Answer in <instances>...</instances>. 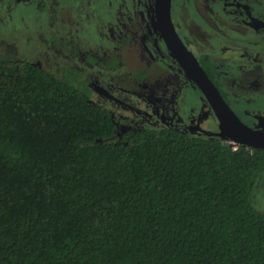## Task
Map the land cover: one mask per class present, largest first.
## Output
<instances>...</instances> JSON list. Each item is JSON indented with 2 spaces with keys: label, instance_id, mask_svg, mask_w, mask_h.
<instances>
[{
  "label": "trees",
  "instance_id": "1",
  "mask_svg": "<svg viewBox=\"0 0 264 264\" xmlns=\"http://www.w3.org/2000/svg\"><path fill=\"white\" fill-rule=\"evenodd\" d=\"M130 3L133 27L152 19ZM55 70L0 55V264H264V149L174 128L110 142L92 77Z\"/></svg>",
  "mask_w": 264,
  "mask_h": 264
},
{
  "label": "rangeland",
  "instance_id": "2",
  "mask_svg": "<svg viewBox=\"0 0 264 264\" xmlns=\"http://www.w3.org/2000/svg\"><path fill=\"white\" fill-rule=\"evenodd\" d=\"M228 1L231 2L174 0L173 10L174 13L176 8L183 10L184 24L195 22L194 28L199 26L204 31L209 30V34L214 37L219 22L235 17L240 12L235 5L225 6ZM245 3L255 13L262 14L264 11V0H247ZM205 6L211 8L207 13L204 11ZM252 9L250 12L253 14ZM133 13L130 0H0V55L10 52L12 47L15 55L37 63L44 69L56 72L58 67H70L91 76L95 100L106 108L117 124V132L109 139L110 142H118L126 131L167 127V123L150 120L148 117L151 113L147 112V108L152 106L156 111L155 104L158 102L167 100L170 103L176 86H180L173 104L177 113L184 119L193 114L194 122L190 127L213 134L218 130V121L211 109L204 112L207 103L203 94L188 79L163 42L150 37V28L143 26L141 40L124 45L129 32L136 26L132 24ZM144 22L142 18L141 24L145 25ZM146 24L153 26L150 17ZM193 27L178 29L179 36L185 40L191 39L190 28ZM194 44L197 45L196 48L191 47L192 50L204 48L200 39L199 45ZM106 55H110L106 65L112 72H105L87 61L89 56ZM227 57L230 58V55ZM262 61L260 63L263 66L257 68L248 61L234 57L224 62L225 66H220L224 94L244 122L245 109L264 114V57ZM242 66L244 68L241 69ZM143 73H147L143 81L157 79L142 84V81H130L128 78L138 75L141 80ZM175 75L186 80L181 84ZM169 81L177 82V85L162 87ZM139 83L142 85L138 86ZM160 87V93L155 92V88ZM134 91L135 94H132ZM174 114L162 112L160 116L166 119ZM252 197L255 208L264 213V169L256 178Z\"/></svg>",
  "mask_w": 264,
  "mask_h": 264
},
{
  "label": "flooded vegetation",
  "instance_id": "3",
  "mask_svg": "<svg viewBox=\"0 0 264 264\" xmlns=\"http://www.w3.org/2000/svg\"><path fill=\"white\" fill-rule=\"evenodd\" d=\"M216 1H219V0H216ZM245 1H247V0H231V2L228 1V3H225V6L235 5L234 7L236 8V10L239 9L240 12L235 17L228 18V19H226V21H223L222 23L219 22L218 27H217L218 29L215 31V33H213V34H215L214 37H212L209 34V30L204 31L199 26H195L196 28H194L193 25L195 24V22L193 24H190V23L184 24V22H183V20H185L183 18L184 12H183V10L180 11L179 8L178 9L176 8L175 13H174V10H173L174 4L172 6V18H173L177 33H178V29H181V28L183 29V28H186L188 26L193 27V28H190V34L192 35L191 39L185 40L184 38H182L180 36L179 37L181 38L183 44L187 47V49L190 52H192L195 55V57L199 60L201 67L203 69H204V65L206 66L208 64H210V65L212 64L214 66L215 71H216L215 78L214 79H211L210 77L209 78L212 80L213 83L217 82V86H216V84H215V86L220 91L224 100L230 106V108L233 110V112L249 128H251L253 130L264 131L263 128L258 129V127L260 125V119L264 118V114L257 113L254 111L249 112L247 109H245L244 115H245L247 120L245 119V122H244L241 119L238 112H236L233 109L232 105L230 104L229 100L226 97V94H224V91L222 88V79H221L222 75L220 73V66H225L224 62L230 61L235 57V59H239L242 61H248L251 64V66H254L257 68H260L263 66V64H261L260 61L263 62L262 58L264 57V11L262 14L255 13L254 10L247 3H245ZM241 6H246L247 8L244 9ZM210 9H208V7L205 6L204 11L207 13L208 11H210ZM251 9L253 11V14L250 12ZM243 10H245L246 12H244ZM174 14H175V17H174ZM151 16H152L153 26H152V24L151 25L146 24L147 19H145V17H144L145 25H143V23L140 25L139 24L136 25L134 27L136 32L134 33L132 39L127 40L126 41L127 43L125 42L124 45H126L129 42H132L134 40H141V32H142L143 26L150 28V33H149L150 37L158 39L160 42H163V44L165 45V43H164V41L161 38V35L159 33L157 24H156L155 15H154V5H153V15H151ZM152 30L154 31V33ZM231 31H233V33ZM234 34H236V36H234ZM251 36H252V38H250ZM206 37H208V40L206 39ZM218 37H223L224 39H218L217 40ZM199 39L202 41V43H204V48L202 50L195 49L197 44L195 45L194 43H198V45H199ZM193 46H195L194 50L191 49V47L193 48ZM165 47H166V45H165ZM201 47H203V46H201ZM166 49H167V47H166ZM170 54H171V52H170ZM228 54L230 55V58L227 57ZM109 56L110 55L102 56V60H107ZM176 63L178 64L177 61H176ZM203 63H204V65H203ZM178 66L180 67L179 64H178ZM242 68H244V67L242 66L241 69ZM146 74L147 73H143V75H146ZM143 75L141 77V80H139L138 75L135 77H133L131 75V76H128V78L130 81H142V84H149L150 82L152 83L157 79L156 78L155 80H151V81L146 82V81H143V79H144ZM175 77H177V80L179 79V82L181 84L183 83V80L185 79L184 78L182 80V78L177 76V75H175ZM142 84L139 83L138 86H140ZM168 85H177V82L169 81V83L163 84L162 87L165 88ZM162 87H160L158 89L155 88V92L160 93V91L162 90L161 89ZM178 89H180V86L179 87L176 86V89H173V95L170 98V100H171L170 103H168L167 100L158 102L157 104H155L156 111L154 110V107L149 106L147 108L148 109L147 112H149L151 114L149 115L148 118H150V120H153V119L158 120V122H161V123H167L168 124L167 127H164V128H174V129L186 128L185 131H189L191 133H205V132H207L204 129H200L197 127H193V128L190 127V125L194 122L193 117H195V116H193V114L188 115L187 119H184L177 113L176 108L173 106V104L176 102V96L178 95V94H176V91ZM132 94H135V91ZM204 99L207 103V106H205L206 109L204 112H206L207 109L209 111L211 109V111L213 112V110H212L211 106L209 105L208 101L206 100L205 96H204ZM169 104H170V107H169ZM162 112H164V113H166V112L172 113L173 112L175 114L171 118H167L165 116L167 119L166 120L164 118H161L160 114ZM135 114L138 115V112L136 111ZM158 115H159V117H158ZM214 115H215V113H214ZM207 117H209V114L207 115ZM215 117H216V115H215ZM176 118H177V121H176ZM180 118H182L181 122H180ZM216 119H217V117H216ZM175 121H176L175 124L172 123ZM217 121H218V119H217ZM246 121H248L249 123ZM187 124H189V125H187ZM126 132H128V131H126ZM219 132H220V129H219V122H218V130H216L215 132H212V133H219ZM207 133H211V132H207ZM230 143L236 144L234 142H230Z\"/></svg>",
  "mask_w": 264,
  "mask_h": 264
},
{
  "label": "water",
  "instance_id": "4",
  "mask_svg": "<svg viewBox=\"0 0 264 264\" xmlns=\"http://www.w3.org/2000/svg\"><path fill=\"white\" fill-rule=\"evenodd\" d=\"M173 0H154L156 24L167 49L188 78L205 96L219 122V133H213L250 149H264V131L246 126L226 103L220 91L201 67L199 60L183 44L172 18ZM264 129V118L258 127Z\"/></svg>",
  "mask_w": 264,
  "mask_h": 264
},
{
  "label": "built area",
  "instance_id": "5",
  "mask_svg": "<svg viewBox=\"0 0 264 264\" xmlns=\"http://www.w3.org/2000/svg\"><path fill=\"white\" fill-rule=\"evenodd\" d=\"M239 146H240V145H238V144L233 145V143H230V147H231L232 149H234V150L238 149Z\"/></svg>",
  "mask_w": 264,
  "mask_h": 264
}]
</instances>
